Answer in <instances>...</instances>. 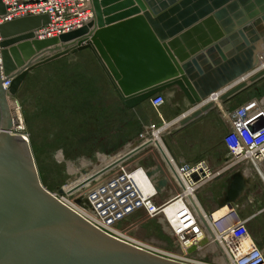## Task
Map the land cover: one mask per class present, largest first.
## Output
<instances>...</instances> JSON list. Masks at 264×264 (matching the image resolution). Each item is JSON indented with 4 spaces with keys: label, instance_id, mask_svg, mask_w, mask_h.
Returning <instances> with one entry per match:
<instances>
[{
    "label": "water",
    "instance_id": "95a60500",
    "mask_svg": "<svg viewBox=\"0 0 264 264\" xmlns=\"http://www.w3.org/2000/svg\"><path fill=\"white\" fill-rule=\"evenodd\" d=\"M92 4L93 19L59 37L37 34L48 16L0 25V264H183L108 235L45 188L11 108L34 70L90 50L127 110L178 88L195 109L181 121L183 127L212 110L214 96L226 103L264 78V0ZM6 9L0 0V16ZM231 84L236 85L223 93ZM149 144L137 141L128 156ZM156 174L166 187L161 167L149 176ZM247 189L237 173L228 203H237ZM84 202L88 205L86 199L76 201L88 209Z\"/></svg>",
    "mask_w": 264,
    "mask_h": 264
},
{
    "label": "built area",
    "instance_id": "2783aa9c",
    "mask_svg": "<svg viewBox=\"0 0 264 264\" xmlns=\"http://www.w3.org/2000/svg\"><path fill=\"white\" fill-rule=\"evenodd\" d=\"M2 1L7 9L0 16V25L26 17L48 16L50 22L37 31L41 39L78 30L94 16L92 0ZM10 85L11 81H8L4 87L8 89ZM150 104L159 111L166 104V97L157 95ZM223 118L228 131L222 139L226 155L221 167L214 169L209 157L186 162L159 152L164 178L168 182L166 187H160L162 177L159 174L149 176L158 166L147 168L141 160L131 159L128 156L131 149L124 152V156L120 154L105 159L94 170V174H100L78 194V198L87 200L88 205L84 203L90 206L88 209L67 203L63 197L59 198L60 201L108 235L172 261L183 264H264V248L252 237L249 220L241 217L235 204L211 212L199 199L210 182L245 165L257 173L264 170V99L227 109ZM146 138L141 139L146 141ZM145 154H151V147ZM104 168L105 173L102 172ZM138 174L146 181L148 193L137 182ZM88 175L82 173L74 178H88ZM74 178L70 179L68 186ZM220 212L222 214L215 217ZM154 223L167 235L171 248L162 240L143 241L130 235L132 232L147 233ZM246 240L249 243L244 246Z\"/></svg>",
    "mask_w": 264,
    "mask_h": 264
},
{
    "label": "rangeland",
    "instance_id": "374dc122",
    "mask_svg": "<svg viewBox=\"0 0 264 264\" xmlns=\"http://www.w3.org/2000/svg\"><path fill=\"white\" fill-rule=\"evenodd\" d=\"M263 99L264 78L250 84L234 101H219V105L216 104L197 119L198 122L184 127L180 122L177 125L174 122L189 116L194 107L187 100L186 104L182 103L178 97H167L166 104L159 111L148 103L135 112H124L119 108L120 100L95 62L93 54L86 50L34 72L12 104L18 125L24 126L21 132L30 141L43 185L58 198L63 197L67 199L65 202L73 204L80 199L79 192L98 177L100 173L93 172L105 159L120 154L124 156L123 153L133 149L141 138L148 136L146 139L150 140L146 142L150 141L151 145L137 151L131 159L143 161L150 147L151 156L159 159V152L161 155L164 151L158 139L152 137L157 131L163 130L162 136L172 154L186 162H197L208 155L215 158L226 155L222 144L228 131L224 112ZM174 111L177 112L175 115L172 114ZM148 161L153 167L159 166L153 158L149 157ZM105 170L102 172L105 173ZM82 173L84 176L87 173L91 175L70 189L68 195L64 190L73 184L76 175ZM245 177H249L248 171ZM136 179L140 181L137 176ZM251 215V211L245 212L246 219ZM248 223L250 228L253 220ZM254 225L262 247L264 218L255 221ZM147 230V233L132 232L130 235L143 241L151 238L162 240L171 248V241L158 225L154 223Z\"/></svg>",
    "mask_w": 264,
    "mask_h": 264
},
{
    "label": "crops",
    "instance_id": "0c3cea01",
    "mask_svg": "<svg viewBox=\"0 0 264 264\" xmlns=\"http://www.w3.org/2000/svg\"><path fill=\"white\" fill-rule=\"evenodd\" d=\"M84 51H86V50H84ZM87 51H89V50H87ZM62 59L56 60L54 62H51V63H49V64H47L45 66H42V67L34 70L32 73L29 74V76L26 79V81L37 70H39L41 68L49 67L51 65H54L58 61H61ZM94 60L98 64V62L96 61L95 58H94ZM98 66L101 69V72L106 77L105 73L103 72V70H102V68L100 67L99 64H98ZM107 80H108V78H107ZM108 82H109V80H108ZM236 83H238V82H236ZM233 85H236V84H231V86H229L228 88H226L225 90H223V93L225 91H227L228 89L232 88ZM111 87H112V85H111ZM112 89H113V87H112ZM240 94L241 93H239L234 98H232L231 101H234V99L237 98ZM163 95L166 98L167 97H178V98L181 99L182 103L186 104V100L187 99L185 98V96L183 95V93L178 88H176V87L175 88H172V89H170V90H168L166 92H164ZM146 104H148V103H146ZM144 105L138 107L135 110H127V109H125V110L126 111H134L135 112L137 110H140ZM149 105L151 106L150 102H149ZM176 113L177 112H175V111H174V113L172 112V114H174V115ZM195 122H198V121H195ZM193 123H191V124H193ZM148 139H146V140H148ZM219 154H221V153H219ZM151 155H152V153L149 156H147V155L145 156L144 155V159L141 162V164L143 166L147 167V168L153 167V165H151V163H148L149 162L148 161V158L150 157V158H153L154 162H155V160H157V162L159 163V167L162 168V166H160L162 164L159 161V159H157L156 156H151ZM207 157H209V159L211 160L214 169H217V168L221 167L222 163H224V160H225V155H223V154H221L217 158H215V157H213L211 155H208ZM181 160H183V159L181 158ZM162 170H163V168H162ZM247 171L249 172V177H245V172H247ZM237 173H242L244 175L248 189L245 192V194L241 197V199L237 203H235V206L239 210V213H240V215H241L242 218H245V212L246 211H251L252 212V215L249 218H247L249 221L250 220H253V224L249 228V231H250L252 237L254 238V240L261 247L262 244L259 241V239H258V237L256 235V232L254 231V227H255L254 222L255 221H258V220H261L262 218H264V170H262L261 173H257L254 168H252L249 165H245L244 167H241L240 169H237V170H235L234 172H232V173H230L228 175L221 176L219 178H216L214 181L210 182L202 190V192L200 193L199 199H200L201 204L207 210H209L211 212L218 211L222 207H224L225 205H229L228 200H227L228 199L227 198V192H228V190L230 188V185H231L232 181L234 180V177H235V175ZM137 177L140 180V181H138V183L141 186V188L144 190L145 193L146 192L148 193L149 188H148L147 183L144 180V178L140 174H138ZM248 227H249V223H248ZM262 247L264 248V246H262Z\"/></svg>",
    "mask_w": 264,
    "mask_h": 264
},
{
    "label": "bare ground",
    "instance_id": "6f19581e",
    "mask_svg": "<svg viewBox=\"0 0 264 264\" xmlns=\"http://www.w3.org/2000/svg\"><path fill=\"white\" fill-rule=\"evenodd\" d=\"M261 69H264V63L261 65ZM219 97H220V95L218 96H214L212 99L215 101V103H219ZM13 102H11V108H12V110H14L15 109V107H14V104H12ZM219 105V104H218ZM192 110V109H191ZM19 111V110H18ZM194 111V110H193ZM192 112V111H191ZM13 113H14V111H13ZM186 115H188V114H186ZM186 116H184V117H181L180 119H178L177 121H175V125H177L179 122L181 123V121L185 118ZM21 118V117H20ZM21 120V119H20ZM173 125V124H172ZM24 128V126L23 127H21V126H19L18 125V129L21 131L22 129ZM163 130H161V131H157V132H154L153 133V135H152V137H155L156 139H158V142L160 143V147H161V149L164 151V153L165 154H169V155H172L173 156V154L170 152V148H169V146L167 145V143H166V141H165V139H164V136H162L163 135V132H162ZM152 134V133H151ZM90 175L91 174H89L88 175V177H90ZM87 177V176H86ZM85 178V177H84ZM83 178V179H84ZM83 179H81L80 177H78L77 179H75L74 181H73V184L72 185H70L67 189H65L64 191L65 192H67L68 193V195H69V193L70 192H68V191H70V189L72 190L73 189V187L74 186H77L80 182H82L83 181ZM76 180H78V181H76ZM72 192V191H71ZM147 193V192H146ZM170 213V212H169ZM222 214V212H220V213H217L216 215H215V217H219L220 215ZM249 242H248V240H246L245 241V244H244V246H246L247 244H248Z\"/></svg>",
    "mask_w": 264,
    "mask_h": 264
},
{
    "label": "trees",
    "instance_id": "16d2710c",
    "mask_svg": "<svg viewBox=\"0 0 264 264\" xmlns=\"http://www.w3.org/2000/svg\"><path fill=\"white\" fill-rule=\"evenodd\" d=\"M119 102H120V101H118V103H119ZM120 103H121V102H120ZM120 103H119V108L122 109L124 112H126V110H125V108L123 107V105H121L122 103H121V104H120Z\"/></svg>",
    "mask_w": 264,
    "mask_h": 264
}]
</instances>
